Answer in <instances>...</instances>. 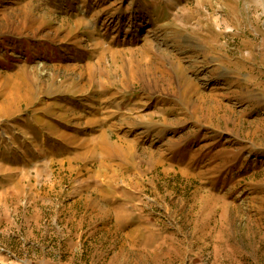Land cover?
Segmentation results:
<instances>
[{
	"label": "rangeland",
	"instance_id": "rangeland-1",
	"mask_svg": "<svg viewBox=\"0 0 264 264\" xmlns=\"http://www.w3.org/2000/svg\"><path fill=\"white\" fill-rule=\"evenodd\" d=\"M0 264H264V0H0Z\"/></svg>",
	"mask_w": 264,
	"mask_h": 264
}]
</instances>
